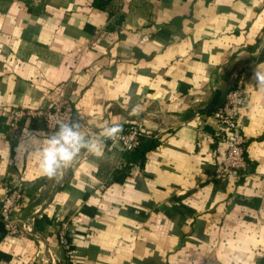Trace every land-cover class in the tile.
I'll list each match as a JSON object with an SVG mask.
<instances>
[{"label":"crops","instance_id":"0c3cea01","mask_svg":"<svg viewBox=\"0 0 264 264\" xmlns=\"http://www.w3.org/2000/svg\"><path fill=\"white\" fill-rule=\"evenodd\" d=\"M95 1L0 0V202L16 189L22 217L41 210L35 228L58 264H264V87L251 81L264 70V0ZM240 79L248 170L217 180L211 114ZM61 100L98 134L142 123L137 159L106 145L43 176L32 151L43 123L11 131L8 114ZM36 249L0 221L4 264H33Z\"/></svg>","mask_w":264,"mask_h":264},{"label":"built area","instance_id":"2783aa9c","mask_svg":"<svg viewBox=\"0 0 264 264\" xmlns=\"http://www.w3.org/2000/svg\"><path fill=\"white\" fill-rule=\"evenodd\" d=\"M240 79L235 86L230 88L224 97L223 103L216 108L211 118L215 122L214 135L224 150L217 166L214 176L217 180L239 178L245 175L248 170V163L245 158L246 138L241 125V111L247 104V94L242 87ZM9 127L11 131H17L21 121L39 120L43 123L44 129L48 132L54 131L60 123L70 119H77L70 104L61 100L46 109L16 108L9 114ZM83 123V122H82ZM84 124V123H83ZM204 123L198 122V130L203 129ZM88 134L92 129L84 124ZM140 122H130L118 140L106 142L109 151L119 150L121 152H132L139 147L144 136H149ZM151 136L156 137L157 135ZM124 166V165H122ZM25 201V196L19 190L7 191L0 202V221L7 236L31 237L36 243V258L33 264H58L60 258L54 248L49 244V239L41 236L35 228L37 220L43 218L41 210H34L29 216L22 217L20 208ZM57 246L64 253L70 252V223L67 219L58 221L56 225ZM0 264H4L0 260Z\"/></svg>","mask_w":264,"mask_h":264},{"label":"clouds","instance_id":"9594fccd","mask_svg":"<svg viewBox=\"0 0 264 264\" xmlns=\"http://www.w3.org/2000/svg\"><path fill=\"white\" fill-rule=\"evenodd\" d=\"M252 84L264 87V70L253 67ZM123 132L119 124L105 126L98 134H88L84 124L79 119L62 122L52 132L44 129L34 133L35 143L32 151L40 156L39 167L41 174L54 179L63 174L83 152L91 153L97 158L103 157L106 142L118 140Z\"/></svg>","mask_w":264,"mask_h":264},{"label":"trees","instance_id":"16d2710c","mask_svg":"<svg viewBox=\"0 0 264 264\" xmlns=\"http://www.w3.org/2000/svg\"><path fill=\"white\" fill-rule=\"evenodd\" d=\"M110 1H111V0H96V1L94 2V5H95L96 8H103V7H106ZM142 140H144V138H142ZM142 140H141V142H142ZM140 146H141V143H140L139 147L136 148V149L133 151L134 153H133V152H130V153H133V154H134L133 157H132L133 154H130V157H131V160H132V161L135 160V159H137L135 155H138V154H139V152H140V149H139Z\"/></svg>","mask_w":264,"mask_h":264}]
</instances>
